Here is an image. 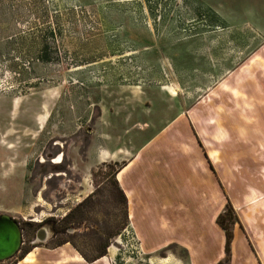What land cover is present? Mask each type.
<instances>
[{
    "label": "rangeland",
    "instance_id": "374dc122",
    "mask_svg": "<svg viewBox=\"0 0 264 264\" xmlns=\"http://www.w3.org/2000/svg\"><path fill=\"white\" fill-rule=\"evenodd\" d=\"M245 3L0 0V214L20 233L17 252L0 264L60 243L84 261L101 255L103 264H148L114 181L124 160L93 162L94 143L126 147L131 125L142 118L156 129L179 111L202 112L200 121L209 120L207 110L236 111L223 82L236 87L237 69L249 68L243 66L252 55L232 39L224 41L230 54H223L221 30L198 17L222 27L226 15L234 32ZM257 112L247 126L264 142V104ZM59 155L57 166L52 160ZM235 217L223 222L230 231ZM161 249L159 255L185 256L173 245ZM227 256L218 264H227Z\"/></svg>",
    "mask_w": 264,
    "mask_h": 264
},
{
    "label": "crops",
    "instance_id": "0c3cea01",
    "mask_svg": "<svg viewBox=\"0 0 264 264\" xmlns=\"http://www.w3.org/2000/svg\"><path fill=\"white\" fill-rule=\"evenodd\" d=\"M239 17L242 23L234 32L226 15L222 27L198 17L221 30L223 54H230L224 41L232 39L252 55L243 66L249 68L238 67L236 87L228 78L223 82L228 86L223 94L238 103L236 111L224 106L221 112L207 110L208 121H200L202 112L179 111L156 129L142 118L131 125L135 132L126 147L114 146L113 140L109 148L94 143L93 162L124 160L114 181L124 197L127 228L148 264H218L225 253L216 217L225 206L236 216L227 264H264V142L256 127L247 126L264 104V0H246ZM143 111L138 110L142 116ZM171 245L184 258L158 254ZM65 246L33 247L15 264H103L100 257L84 261ZM31 253L34 261L24 262Z\"/></svg>",
    "mask_w": 264,
    "mask_h": 264
},
{
    "label": "water",
    "instance_id": "95a60500",
    "mask_svg": "<svg viewBox=\"0 0 264 264\" xmlns=\"http://www.w3.org/2000/svg\"><path fill=\"white\" fill-rule=\"evenodd\" d=\"M46 233L39 228L36 239L42 241ZM20 244V233L15 221L9 216L0 214V261L13 256Z\"/></svg>",
    "mask_w": 264,
    "mask_h": 264
},
{
    "label": "trees",
    "instance_id": "16d2710c",
    "mask_svg": "<svg viewBox=\"0 0 264 264\" xmlns=\"http://www.w3.org/2000/svg\"><path fill=\"white\" fill-rule=\"evenodd\" d=\"M121 195H122V193H121ZM122 199H123V203H124L123 195H122ZM231 214H232L231 208L229 206H225V209L223 210V212L218 214L216 217V223L223 230V233H224V252H225V254H228V249H229L228 247H229V243H230L231 238H232V234H231V231L227 229V227L224 225L223 222H224V220L229 219ZM25 253H23L20 256V258L23 257ZM99 256H101V255H99Z\"/></svg>",
    "mask_w": 264,
    "mask_h": 264
},
{
    "label": "bare ground",
    "instance_id": "6f19581e",
    "mask_svg": "<svg viewBox=\"0 0 264 264\" xmlns=\"http://www.w3.org/2000/svg\"><path fill=\"white\" fill-rule=\"evenodd\" d=\"M62 162V156L61 155H59L58 157H56L55 159H53L52 160V163L54 164V165H59L60 163ZM39 220L37 219H34V222H38ZM24 262H29V255L27 256V257H25V259H24Z\"/></svg>",
    "mask_w": 264,
    "mask_h": 264
}]
</instances>
